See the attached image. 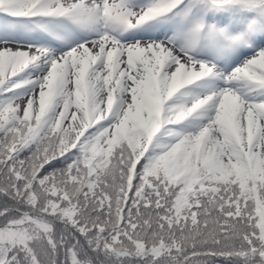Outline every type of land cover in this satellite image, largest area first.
I'll use <instances>...</instances> for the list:
<instances>
[{
	"label": "trees",
	"instance_id": "16d2710c",
	"mask_svg": "<svg viewBox=\"0 0 264 264\" xmlns=\"http://www.w3.org/2000/svg\"><path fill=\"white\" fill-rule=\"evenodd\" d=\"M28 85L0 93V264H264L257 140L234 162L193 168L192 152L182 175L172 161L189 149L165 134L136 157L139 124L127 136L99 123L63 152L60 97L29 119L11 109Z\"/></svg>",
	"mask_w": 264,
	"mask_h": 264
},
{
	"label": "rangeland",
	"instance_id": "374dc122",
	"mask_svg": "<svg viewBox=\"0 0 264 264\" xmlns=\"http://www.w3.org/2000/svg\"><path fill=\"white\" fill-rule=\"evenodd\" d=\"M66 1L72 0L63 1L64 5ZM109 1L81 0L88 7L92 6L93 10L103 12L105 10L104 7H99L98 3H102L105 6ZM163 1L166 5L174 2V0ZM159 2L160 0H152L150 2L148 0L147 3L143 0H130V6L124 0L126 7L115 13L127 19L141 18L144 15L150 16L155 10L161 9L162 5ZM154 21L156 22V19ZM155 22L150 24V38L148 40L135 42L133 50H128L126 47L120 57V64L116 66L119 69L118 71L114 72L109 68L111 66V57L110 53L107 52L97 64L94 69L95 71L90 72L88 78V84L91 87L90 96L96 99L94 112L92 110H85L86 96L83 93V89L76 86L73 75L68 77V84L66 82L67 79L63 80L59 89H70L67 91L66 96L61 99L57 113L55 112L54 116L55 118L64 116L63 127L59 132V149L66 148L71 137H77L82 134L83 128L88 124L89 117L94 118L104 114L107 107L114 104L116 97L118 100L121 99L120 101L122 102L116 124L122 125L127 123L126 119L129 111H134L137 114L140 112L142 114L139 125L145 127L146 131L135 137V141L138 144L135 151L136 157L143 156L149 150L151 144L154 142V138L151 140L149 134L156 127V120L153 101H148L152 97L148 94H151V92L147 85L149 77L145 68L146 63L152 64V61H156L157 53L162 47L167 48L171 55H173L175 61L166 67L162 76L163 82L161 81V83L165 92L186 81L192 72L196 73L205 67L200 62L188 57L189 55L186 53V48L184 47L192 42L189 36L181 34L177 37L174 32H158V26H156ZM6 29L7 33L0 35V88L11 84L13 80L11 77L15 72H19V74L15 75L17 77H22L23 75L29 78L33 77V81L26 94L21 95L20 98H15L11 102V106H13L11 109L28 119L31 115L37 116L49 112L46 110L52 109L48 98L52 97L50 95L51 88L63 75L73 70L76 57L71 58L70 55L61 54L54 49L53 52L48 53L51 60L43 68L38 67V71L29 73L31 63L33 61H41L46 52L40 48L28 46L20 42L12 35V28L10 26H6ZM105 40L103 38L87 45L83 44L79 52V61L76 60L74 66L79 67L80 70H86L94 59L98 57L99 48L105 45ZM82 48H85L83 52ZM104 52L103 50V54ZM18 55L22 59L19 63L16 60ZM262 55L264 56V50ZM146 58L150 59L149 62H146ZM259 61L260 58L256 62ZM17 63H21L20 66ZM215 68L216 70L223 71L226 82L214 83L212 81V84L206 85L200 90H203L206 94L200 95V91H195L187 99L185 105L182 106V110L186 111L189 107L206 103L203 106L201 115L195 116L191 125L192 127L188 131L187 138L189 145L188 143L183 145L189 149L183 157L187 161H179L178 158L172 161V165L177 170H179L180 165H184L190 161L192 147L193 145H198L199 137L205 129L209 130V140L204 152L205 160L215 158L217 162H221L222 160L225 162L231 161L233 149V139L230 134L231 124L243 129V132L247 135L250 122L255 123L259 132H261V146L264 147L262 145L264 144V104L252 98L249 93L240 91V87L236 85L238 84V79L235 78V71L224 70L220 66H215ZM78 70H75V72ZM179 70L181 71L179 72ZM139 96H142L143 99H140ZM152 96L154 97L153 94ZM234 108H239V113L235 115V121H233L230 115V113H235ZM229 118L232 120V123L229 122ZM106 152H108L107 149L104 153ZM259 161L261 164L262 162L264 163V159L260 157ZM194 163L195 158H193ZM199 163L197 164L199 165ZM236 169H238L237 165ZM228 170L234 171L230 167H228ZM179 171H181L180 174L182 175L183 171L181 168ZM31 218L35 223H40L42 227L50 228L48 222H44L36 217ZM22 235L24 236V234ZM0 237L4 238L2 235Z\"/></svg>",
	"mask_w": 264,
	"mask_h": 264
},
{
	"label": "bare ground",
	"instance_id": "6f19581e",
	"mask_svg": "<svg viewBox=\"0 0 264 264\" xmlns=\"http://www.w3.org/2000/svg\"><path fill=\"white\" fill-rule=\"evenodd\" d=\"M16 60H18V63L22 60L20 57H19V55H18V57L16 58ZM17 63V64H18ZM21 64V63H20ZM20 64H18V66H20Z\"/></svg>",
	"mask_w": 264,
	"mask_h": 264
}]
</instances>
